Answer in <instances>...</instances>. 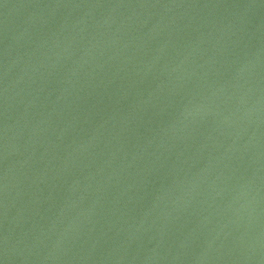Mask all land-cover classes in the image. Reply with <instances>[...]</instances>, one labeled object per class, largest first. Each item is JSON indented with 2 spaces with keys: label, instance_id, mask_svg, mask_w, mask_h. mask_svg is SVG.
<instances>
[{
  "label": "water",
  "instance_id": "obj_1",
  "mask_svg": "<svg viewBox=\"0 0 264 264\" xmlns=\"http://www.w3.org/2000/svg\"><path fill=\"white\" fill-rule=\"evenodd\" d=\"M0 264H264V0H0Z\"/></svg>",
  "mask_w": 264,
  "mask_h": 264
}]
</instances>
